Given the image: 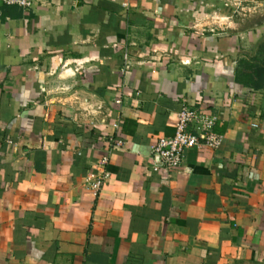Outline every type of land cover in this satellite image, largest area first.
<instances>
[{
    "label": "crops",
    "instance_id": "0c3cea01",
    "mask_svg": "<svg viewBox=\"0 0 264 264\" xmlns=\"http://www.w3.org/2000/svg\"><path fill=\"white\" fill-rule=\"evenodd\" d=\"M229 2L264 11L0 2V264H264V87L243 83L264 16L229 25ZM184 104L216 118L221 144L155 170Z\"/></svg>",
    "mask_w": 264,
    "mask_h": 264
},
{
    "label": "built area",
    "instance_id": "2783aa9c",
    "mask_svg": "<svg viewBox=\"0 0 264 264\" xmlns=\"http://www.w3.org/2000/svg\"><path fill=\"white\" fill-rule=\"evenodd\" d=\"M6 5H17L24 9L32 6L33 0H0ZM129 65L128 56L124 55V68ZM119 99L114 101L118 104ZM216 118L203 110H198L182 105L176 114L174 123V133L171 136L158 139L151 147L150 154L155 162L153 169L162 168L164 170H174L179 168L183 162L184 153L191 148L204 146L216 149L221 144L222 136L212 132ZM115 144H119L116 142ZM107 162L105 156L101 160L104 166ZM109 174L103 169L100 174L90 173L87 181H91V188L98 192L105 184Z\"/></svg>",
    "mask_w": 264,
    "mask_h": 264
},
{
    "label": "rangeland",
    "instance_id": "374dc122",
    "mask_svg": "<svg viewBox=\"0 0 264 264\" xmlns=\"http://www.w3.org/2000/svg\"><path fill=\"white\" fill-rule=\"evenodd\" d=\"M229 25L237 23L243 26L253 27L258 24H262L263 7L256 5L253 2H229ZM222 20H225V18ZM264 21V20H263ZM250 61L253 64L264 65V34L254 45V49L251 50Z\"/></svg>",
    "mask_w": 264,
    "mask_h": 264
},
{
    "label": "trees",
    "instance_id": "16d2710c",
    "mask_svg": "<svg viewBox=\"0 0 264 264\" xmlns=\"http://www.w3.org/2000/svg\"><path fill=\"white\" fill-rule=\"evenodd\" d=\"M246 73L244 76L246 79L243 83L258 89L264 87V65L261 64H252V65H245L244 66ZM241 72H238L236 75V79L238 81L241 80L240 78Z\"/></svg>",
    "mask_w": 264,
    "mask_h": 264
}]
</instances>
